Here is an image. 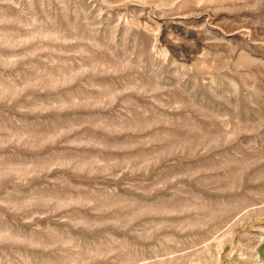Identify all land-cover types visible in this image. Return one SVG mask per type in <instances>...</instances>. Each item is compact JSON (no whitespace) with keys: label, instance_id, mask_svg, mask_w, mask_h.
<instances>
[{"label":"rangeland","instance_id":"obj_1","mask_svg":"<svg viewBox=\"0 0 264 264\" xmlns=\"http://www.w3.org/2000/svg\"><path fill=\"white\" fill-rule=\"evenodd\" d=\"M0 264H264V0H0Z\"/></svg>","mask_w":264,"mask_h":264}]
</instances>
